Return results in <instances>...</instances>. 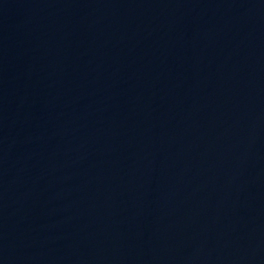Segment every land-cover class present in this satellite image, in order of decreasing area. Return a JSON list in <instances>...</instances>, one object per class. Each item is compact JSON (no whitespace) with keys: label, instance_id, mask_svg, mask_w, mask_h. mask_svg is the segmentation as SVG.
<instances>
[{"label":"water","instance_id":"95a60500","mask_svg":"<svg viewBox=\"0 0 264 264\" xmlns=\"http://www.w3.org/2000/svg\"><path fill=\"white\" fill-rule=\"evenodd\" d=\"M0 264H264V0H0Z\"/></svg>","mask_w":264,"mask_h":264}]
</instances>
